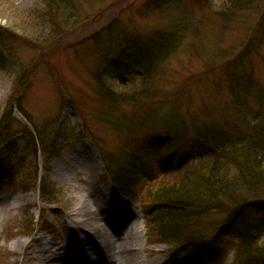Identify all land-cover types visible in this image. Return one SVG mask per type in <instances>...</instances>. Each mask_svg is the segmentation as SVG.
<instances>
[{
    "label": "rangeland",
    "instance_id": "1",
    "mask_svg": "<svg viewBox=\"0 0 264 264\" xmlns=\"http://www.w3.org/2000/svg\"><path fill=\"white\" fill-rule=\"evenodd\" d=\"M66 1V7L77 14L71 21L64 19L67 9H49L41 0H0V59L16 58L21 64L11 72L13 77L0 70V116L14 78V95L22 98L27 117L17 107L11 117L29 129L27 134L43 130L39 137L55 147L51 156L39 157L34 165V158L22 149L25 137L11 135V145L23 156L22 163L15 156L9 165L17 167L13 177L24 186L23 190L9 187L0 173V191L13 203L0 222V264H21L26 259L13 244L16 239L30 241L44 233L54 235L63 245L59 237L62 225L75 216L79 199L97 186L105 187L117 206L134 214L133 221L143 226L140 242L146 252L141 255L157 257L159 261L153 264H163L169 247L150 235L152 243L148 237L140 190L133 197L116 195L103 173L99 151L125 155L145 130L160 128L167 107L151 117L149 105L139 110L122 105L126 121L137 120L132 125H138L126 137L95 118L97 110L106 108L99 92L102 87L117 90L121 83L149 74V97L176 98L191 135L198 132L205 136L224 128L231 136L251 126L264 134V0H168V4L166 0ZM182 18L189 26L183 46L159 66L124 62L129 56L127 47H122L126 38H142L158 30L163 34ZM59 134L65 138L59 140ZM73 154L81 155V165L67 161ZM34 171L48 180L44 185V192L50 194L47 198H41L28 178ZM62 172L70 174L73 181L61 179ZM142 173L145 178L140 188L160 171L151 167ZM23 178L26 181L20 185ZM238 201L237 197L235 203ZM35 224L30 237L22 233ZM221 242L228 259L224 264H228L238 242L231 237Z\"/></svg>",
    "mask_w": 264,
    "mask_h": 264
},
{
    "label": "trees",
    "instance_id": "2",
    "mask_svg": "<svg viewBox=\"0 0 264 264\" xmlns=\"http://www.w3.org/2000/svg\"><path fill=\"white\" fill-rule=\"evenodd\" d=\"M41 1L49 9L52 6L67 9L64 19L68 21L77 18L76 12L66 7V0ZM188 29L186 19L182 18L176 19L173 29L163 34L158 30L142 38L133 37L129 41L126 38L122 47H127L129 56L124 62L130 66H159L183 46ZM1 35L0 31V46ZM19 66L16 58L0 59V70L11 77ZM148 79L149 74L143 75L138 81L121 83L117 90L102 87L99 92L106 108L97 110L95 118L126 137L138 125H132L137 120L126 121L122 105L129 104L135 110L149 105L151 117L167 107L160 128L145 130L140 141L125 155L100 151L105 174L119 193L128 195L139 187L144 169L155 167L157 173L160 171L158 177L151 175L140 190L147 208V233L169 246L168 264H224L226 247L221 241L227 237L238 242L229 264H263L264 134L257 126H251L244 133L237 131L231 136L222 127L205 136L198 132L191 135L189 124L182 119L175 103L178 100L172 96L153 100L149 97ZM21 102L22 98L14 95L13 78L10 97L0 116V170L13 184L14 169L9 163L17 152L10 143L12 134L25 137V150L35 159L38 151L45 157L53 153L52 143L40 142L37 147L35 137L27 134L30 131L11 117L13 107L27 117ZM35 130L37 134L40 131ZM30 180L34 183L37 178L34 175ZM43 185L42 182L41 196L47 198L50 194L42 190ZM237 197L239 201L235 203Z\"/></svg>",
    "mask_w": 264,
    "mask_h": 264
},
{
    "label": "bare ground",
    "instance_id": "3",
    "mask_svg": "<svg viewBox=\"0 0 264 264\" xmlns=\"http://www.w3.org/2000/svg\"><path fill=\"white\" fill-rule=\"evenodd\" d=\"M81 155H70L67 161L80 164ZM86 163L89 160L82 157ZM93 165V164H92ZM95 168V165H93ZM70 183V174L59 175ZM103 186L83 195L77 204L75 216L62 225L59 235L36 234L30 241L16 239L13 244L26 256L21 264H153L141 253L146 247L140 242L144 228L130 211L117 206L115 197ZM13 203L0 191V222L10 213ZM56 234H59L56 233ZM157 250V247H155ZM18 249V250H19Z\"/></svg>",
    "mask_w": 264,
    "mask_h": 264
}]
</instances>
